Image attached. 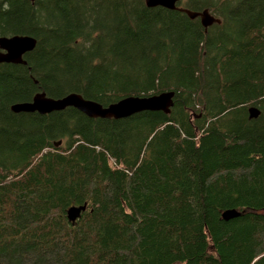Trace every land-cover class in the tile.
Here are the masks:
<instances>
[{
	"label": "trees",
	"instance_id": "trees-1",
	"mask_svg": "<svg viewBox=\"0 0 264 264\" xmlns=\"http://www.w3.org/2000/svg\"><path fill=\"white\" fill-rule=\"evenodd\" d=\"M53 1L80 21L86 3L90 10H101L104 0H1L0 18L12 11L29 12L24 8L27 2L34 8H49L46 3ZM107 1L115 4L123 24L118 53L127 55L132 43L141 51L146 42L137 38L139 31L146 34L154 21L187 33L185 72L176 76L164 66L163 81L155 90L173 89V105L168 113L143 111L122 119H100L72 107L47 114L15 113L10 105L24 98L3 101L0 264H264V132L257 124L261 116L247 118L252 92L262 86L256 63L264 46V28L240 34L219 55L224 46L216 44L222 34L217 22L206 31L199 20L179 10L145 5L131 19L126 3ZM246 2L243 12L231 10L230 14L239 25L260 24L264 19L260 0ZM158 8L165 13L159 14ZM42 25L34 35V49L24 57L30 61L44 55L52 74L68 76L83 91L107 81L101 78L102 70L96 72L103 58L91 65L59 31L50 30L45 21ZM19 27L24 34L27 29ZM232 30L223 43L232 41ZM213 46L216 71L208 65V49ZM126 55L123 61L119 59L120 65L108 59L116 75L108 79L110 89L129 82L128 93L121 96L146 92L132 85L145 84L149 71L128 61ZM161 58L164 63L165 58L169 64L172 60L179 63V56L172 58L171 53ZM60 59L69 62L68 68L49 65ZM36 68L31 62H0V82L10 85L14 97L27 94L29 100L41 80ZM173 76L175 82H165ZM55 86L43 88L45 94L50 88V92L57 90V97L77 92L89 98L65 84ZM121 96L109 95L107 104ZM67 112L90 119V129L53 135V116ZM241 112L250 125L237 120L233 123L237 128L223 127L226 117ZM101 120L109 123L106 128L97 126ZM121 121L146 135L131 161L117 126ZM82 204L86 209L74 222L69 221L67 208ZM228 209L239 215L225 220L222 213Z\"/></svg>",
	"mask_w": 264,
	"mask_h": 264
},
{
	"label": "rangeland",
	"instance_id": "rangeland-1",
	"mask_svg": "<svg viewBox=\"0 0 264 264\" xmlns=\"http://www.w3.org/2000/svg\"><path fill=\"white\" fill-rule=\"evenodd\" d=\"M1 1V0H0ZM30 1V0H29ZM188 5H184V0H180L178 6L184 7L194 11H200L203 9H207V7L211 8L210 13L219 19V24L221 25L218 27L222 34L220 35L219 40L216 44L220 46H224L220 51L219 55H221L224 51V48H230L233 45V42H236L240 34L248 33L253 29H262L264 28V19L261 21L260 24L256 22H245L241 25L237 24V18L230 11L233 10L235 12H243V10L247 6V2L249 0H194L196 3L195 5L192 4L191 0H187ZM126 3L127 7L129 8V14L131 19L135 18V14L142 8V5H145L144 0H122L120 3ZM86 2H80L81 5L85 4ZM260 3L263 5L264 9V0H260ZM49 8L44 7H37L33 6L30 2H27L24 6L25 9H28L30 12H26L30 14V17L23 12L22 14L19 12L8 13L6 16L0 18V35H8V34H23L19 31L22 29L19 26H23L27 30L24 34L34 36L37 34L38 30L43 27L42 21L47 22L50 27L49 29H53L56 32H60L63 35L67 42L74 45L78 50L88 57L90 60L91 65L94 64V60L103 58V61L98 63L96 67L97 70H102V79H107L104 83H98L95 85L89 86V91L81 90L77 85H75L74 80H70L68 76H63L61 73L52 74L49 67H46V61L44 55H40L38 58H30V61L27 57H23L25 63L31 62L33 66L37 65L36 73L40 77L41 80L40 84L34 90L42 91L46 93V88L51 85H58L55 87H59V85L65 84L69 87H73L72 89L80 90L81 92L85 93L89 98H93L102 104H107L106 99L110 96L117 97L125 94L127 92L129 86L128 83L114 84L115 89H110L112 83L108 81V79L113 78L115 72L110 69V61L109 58H113L115 63L120 65L122 55H126L124 53H118L119 49L122 46V42H119L121 38H119V29L122 28V20L117 15L115 11V4L109 3L107 0L103 1L101 5V10L96 9L99 13H96V10H90L87 3L86 8L84 10V15L80 21L76 19H72V17L67 14V7L64 5L53 2H47ZM194 6V7H193ZM196 8V9H194ZM154 9V8H151ZM159 14L165 13L162 8H158ZM80 10V9H79ZM31 13L33 17L31 18ZM26 15V16H25ZM71 17V18H69ZM188 17V16H187ZM31 19V20H30ZM29 20V21H28ZM135 22V21H134ZM223 22V23H222ZM29 26V27H28ZM211 26V25H210ZM207 27L206 31H209ZM234 29V30H232ZM24 30V29H23ZM231 31V36L233 37L232 41L222 42L223 37H229L226 33L227 31ZM150 31V33H149ZM58 32V33H59ZM93 32V33H92ZM147 32L149 34H147ZM146 34L143 29L139 31L138 39L145 41L144 46L141 48V51L136 48V44H130V51L127 53V58L129 57L128 61L133 63H138L139 68L141 70L147 69L150 74V78L145 84H135L132 85L133 87H137L140 90L144 89L146 92H138L139 94H149L155 93L156 88L162 83V78H160L161 73H163L162 69L166 66V70L171 71L174 70L176 72V76L178 74H183L188 66V42H187V33L182 32L181 30H176L175 27H171L168 29L167 26H160L158 21H154V23L150 24L148 27ZM146 37V38H145ZM95 38V41L93 42ZM212 46V45H210ZM138 47V46H137ZM213 47L208 49V65L212 71L217 70V60H214L213 55L215 50ZM143 49V50H142ZM217 51V50H216ZM171 53L172 58L179 56V63H168L167 57ZM224 54V53H223ZM164 55L166 62H163ZM106 57V58H104ZM28 60H27V59ZM169 58V57H168ZM121 59V60H119ZM181 59V61H180ZM254 59V57H253ZM37 60V61H36ZM123 61V60H122ZM34 62V63H33ZM38 62V63H37ZM182 62V64H181ZM53 63V64H52ZM96 63V62H95ZM61 66L63 65L65 68H68L69 62L65 59L55 60L49 64L51 67L56 65ZM258 64V71L257 77L259 82L262 83L260 88H256L252 92V101L250 105L256 106L259 110V116L262 119L257 123L261 126V129L264 132V46L261 49L260 55L257 58ZM233 66V65H232ZM62 68V66L60 67ZM177 69V71H176ZM35 71V70H34ZM165 73V71H164ZM166 74V73H165ZM229 74L233 75V71ZM153 75V76H152ZM116 76V75H115ZM175 76V75H174ZM170 80L167 78L165 82H175L176 79L174 78ZM66 77V78H65ZM67 81H64V79ZM177 78V77H176ZM107 84V85H106ZM53 87V86H52ZM43 89V90H41ZM49 97H57L58 92L57 90H52L50 92V88L48 90ZM35 92V93H36ZM34 93V94H35ZM128 93V92H127ZM137 93V94H138ZM14 93L10 92V85L5 82H0V105L5 100H12L14 98H24L23 100H27L28 95L25 94L24 96L14 97ZM100 99H104L100 101ZM0 111H2V107L0 106ZM3 115V114H2ZM153 119H158L159 117H152ZM247 118H249V112L247 111ZM253 120L255 118H249ZM237 120H240L244 126H248L251 124L244 113H235L233 115H229L223 121V127L227 130H232L237 128V124H233ZM107 120L98 121L97 126L99 128H106L108 126ZM117 126L120 128V132L125 144V153L126 157L129 161H131L135 154L138 152V149L141 145L145 142L146 135L141 134L139 128H134L129 125L128 121H121L117 123ZM91 127V120L80 116L79 114H75L72 112H67L66 114H56L53 116L50 122V132L53 135L61 133L63 131L72 132L74 129L81 130V131H88ZM32 128V127H29ZM141 132V133H140Z\"/></svg>",
	"mask_w": 264,
	"mask_h": 264
},
{
	"label": "water",
	"instance_id": "water-1",
	"mask_svg": "<svg viewBox=\"0 0 264 264\" xmlns=\"http://www.w3.org/2000/svg\"><path fill=\"white\" fill-rule=\"evenodd\" d=\"M180 0H144L146 7H162L168 10L177 8ZM189 18H200L202 26L207 27L214 22L219 23V19L214 17L208 9L194 11L181 8ZM36 38L26 34L0 35V62L21 64L24 63V55L34 49ZM174 90L168 89L158 93L149 94H128L118 99L102 104L96 100L85 98L80 93L69 92L60 97H49L42 91H37L31 99L13 102L10 105L12 112H37L47 114L53 111L63 110L67 107L75 108L89 118L100 119H122L130 117L143 111H161L168 113L173 105ZM249 118H256L259 110L254 105L248 107ZM60 141L55 142V145ZM86 209V204L79 206L72 205L67 208L66 216L69 221L74 222L79 218L82 211ZM234 209H228L222 213L225 220L238 216Z\"/></svg>",
	"mask_w": 264,
	"mask_h": 264
},
{
	"label": "flooded vegetation",
	"instance_id": "flooded-vegetation-1",
	"mask_svg": "<svg viewBox=\"0 0 264 264\" xmlns=\"http://www.w3.org/2000/svg\"><path fill=\"white\" fill-rule=\"evenodd\" d=\"M30 2H34V0H30ZM179 3V2H178ZM146 6V5H145ZM148 8H150V7H148ZM152 8H154V7H152ZM181 8H184V7H180V6H178V4H177V8H176V10H179L180 11V9ZM194 19H197V20H199V22H200V18L199 17H196V18H194ZM201 24V23H200ZM204 27V26H203ZM207 27H209V26H207ZM207 27H204L205 29H207Z\"/></svg>",
	"mask_w": 264,
	"mask_h": 264
}]
</instances>
